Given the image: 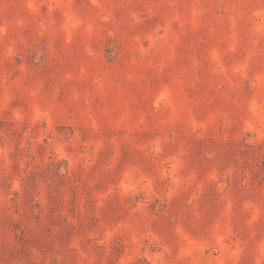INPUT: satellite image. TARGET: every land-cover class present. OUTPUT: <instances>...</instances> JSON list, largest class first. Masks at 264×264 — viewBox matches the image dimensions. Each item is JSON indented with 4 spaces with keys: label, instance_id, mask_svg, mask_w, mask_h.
<instances>
[{
    "label": "rangeland",
    "instance_id": "rangeland-1",
    "mask_svg": "<svg viewBox=\"0 0 264 264\" xmlns=\"http://www.w3.org/2000/svg\"><path fill=\"white\" fill-rule=\"evenodd\" d=\"M0 264H264V0H0Z\"/></svg>",
    "mask_w": 264,
    "mask_h": 264
}]
</instances>
